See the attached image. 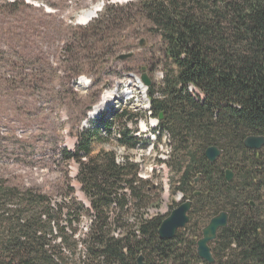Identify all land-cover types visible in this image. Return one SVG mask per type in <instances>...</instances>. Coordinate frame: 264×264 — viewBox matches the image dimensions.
Instances as JSON below:
<instances>
[{
  "label": "trees",
  "instance_id": "16d2710c",
  "mask_svg": "<svg viewBox=\"0 0 264 264\" xmlns=\"http://www.w3.org/2000/svg\"><path fill=\"white\" fill-rule=\"evenodd\" d=\"M129 5L137 6L162 37L173 66L157 90L148 89L152 117H162L158 128L171 136V197L181 193L193 202L189 224L197 216L198 231L228 213V227L211 244L214 264H264V149L244 146L249 136L264 137V0ZM114 12L115 6L106 4L86 28L74 45L77 62L81 52L105 51L103 44L118 30ZM133 120L127 110L113 109L78 134L74 153L64 151L78 164L76 180L89 209L72 197L63 213L48 196L0 180V264H139L141 256L144 264H207L197 257L203 228L199 239L179 230L174 239L162 241L158 231L169 214L140 213L160 208L161 194L152 197L157 189L139 177L137 163L125 157L118 164L111 151L94 154L95 142L106 144L115 136L120 145L135 148L139 139L127 127ZM213 146L222 155L210 164L205 152ZM227 170L234 174L231 183ZM63 215L67 227L59 224ZM84 216L90 217L89 227L77 236Z\"/></svg>",
  "mask_w": 264,
  "mask_h": 264
},
{
  "label": "rangeland",
  "instance_id": "374dc122",
  "mask_svg": "<svg viewBox=\"0 0 264 264\" xmlns=\"http://www.w3.org/2000/svg\"><path fill=\"white\" fill-rule=\"evenodd\" d=\"M114 1L0 0V180L6 186L34 189L48 196L51 206L63 213L68 212L72 197L89 209V200L76 180L78 164L68 160L64 151L74 153L78 134L108 118L113 109L127 110L134 115L127 127L139 144L127 148L115 136L106 144L95 142L94 154L111 151L121 159L130 157L137 162L150 188L157 189L152 197L161 194L160 208L142 209L140 213L167 216L185 199L181 193L170 195L173 173L168 165L162 168L158 162L168 156V149L165 145L161 147L162 137L158 138L151 127L156 118L145 111L143 89L137 80L142 83L140 79L146 74L152 83L150 87L157 90L173 66L162 37L138 13L137 6L129 5L137 0ZM102 3L115 6L112 18L116 19L118 30L110 34L109 43L103 44L105 51L94 48L81 52L77 62L73 57L74 45L80 44L91 24L78 23L79 18ZM110 48L112 52H108ZM129 53L134 54L131 59L116 61L120 55ZM150 87L146 90L147 98ZM126 90L137 98L128 101L130 95L127 96ZM106 92H113L118 104L113 106V99L103 112L91 118V112L102 104ZM196 218L182 230L188 235L195 232L199 239L207 223L201 224L198 231L194 225ZM59 224L67 227L68 217L61 216ZM89 224L90 217L84 216L77 236L85 233Z\"/></svg>",
  "mask_w": 264,
  "mask_h": 264
},
{
  "label": "water",
  "instance_id": "95a60500",
  "mask_svg": "<svg viewBox=\"0 0 264 264\" xmlns=\"http://www.w3.org/2000/svg\"><path fill=\"white\" fill-rule=\"evenodd\" d=\"M134 0H126L125 3L132 2ZM114 2H122L121 0H115ZM105 4L102 3L101 7L98 11H96L95 15L90 18L86 24H89L94 19L98 17V13H100ZM80 23V22H78ZM144 42H140V46L143 47ZM134 56L133 53L120 55L116 58V61H126L131 59ZM142 71H145V68H142ZM140 81L139 88H143V95L147 98L146 90L148 87L151 86V80L147 77L146 74H143ZM159 120H162V117H159ZM87 122L84 124L86 126ZM244 146L247 150L251 151H261L264 149V137L263 136H249L244 141ZM222 151L218 147H210L206 150L205 156L210 164H215L221 157ZM234 179V174L230 171H226V181L227 183H231ZM198 183V179L195 181ZM197 196L200 195L198 192ZM193 202L191 200H186L185 202L181 203L177 209L172 211L163 221L161 227L158 231V235L160 240H172L176 237L177 232L179 230L185 229L190 222V212L192 210ZM252 207H255V203H251ZM229 224V215L226 212H221L217 216L213 217L209 224L203 228L202 230V237L197 241V257L202 261L206 262L207 264H214L215 259L212 253L211 244L217 240L218 233L220 230L225 229L228 227ZM139 264L143 263V257L141 256L138 259ZM164 264V263H162Z\"/></svg>",
  "mask_w": 264,
  "mask_h": 264
},
{
  "label": "built area",
  "instance_id": "2783aa9c",
  "mask_svg": "<svg viewBox=\"0 0 264 264\" xmlns=\"http://www.w3.org/2000/svg\"><path fill=\"white\" fill-rule=\"evenodd\" d=\"M137 82H138V84H139V80H137ZM130 92V91H129ZM130 97H129V99H128V101H131V100H133V99H135V98H137L136 97V95H134V93H132V92H130ZM129 95H127V96H129ZM117 99L118 98H115V103H114V105L115 104H118V101H117ZM145 99V102H146V104H144L145 106H144V109H145V111L148 113V115L149 116H151V103H150V101L147 99V98H144ZM152 122H154V124H152L151 123V127H152V129L155 131V134H157L158 135V138H160V137H162V145H161V147H163V145H165L166 146V148L168 149V156H165V157H162L161 159H159V160H161V166H162V168H165L166 167V165H167V163H168V161L170 160V155H171V153H172V145H171V136H170V134L167 132V131H163V132H161V130H159V120L158 119H154V120H152ZM154 134V136H153V138H154V140H156V135ZM159 147H160V145H159ZM116 160H117V163L118 164H122V163H124L125 162V159H121V158H119V157H117L116 158ZM132 162H135V161H133L132 159H130ZM135 163H137V162H135ZM138 164V163H137ZM139 165V164H138ZM139 168H140V165H139ZM139 177L142 179V180H147L148 178H146V177H143L142 175H141V170L139 171Z\"/></svg>",
  "mask_w": 264,
  "mask_h": 264
},
{
  "label": "bare ground",
  "instance_id": "6f19581e",
  "mask_svg": "<svg viewBox=\"0 0 264 264\" xmlns=\"http://www.w3.org/2000/svg\"><path fill=\"white\" fill-rule=\"evenodd\" d=\"M121 1H122V3H125L126 0H121ZM100 7H101V5H97L93 9L86 10L83 13V15L79 18V22L86 24V22H88L90 20V18H92L95 15L96 11H98L100 9ZM140 84L142 85V83H140ZM141 89H143V88H141ZM125 92H127V95L130 94L129 90H126ZM113 99H114L113 98V92H112V94L106 92L102 97V101H103L102 104L97 106V108L95 110H93V112H91L90 117L94 118L97 115H99L101 112H103L107 108V106H109L112 103ZM142 127L145 128L144 125H142Z\"/></svg>",
  "mask_w": 264,
  "mask_h": 264
}]
</instances>
